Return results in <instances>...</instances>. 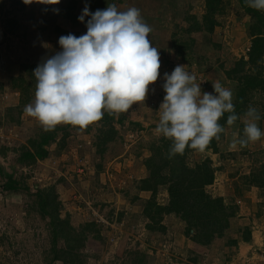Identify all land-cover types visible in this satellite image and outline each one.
Returning a JSON list of instances; mask_svg holds the SVG:
<instances>
[{"label": "rangeland", "instance_id": "rangeland-1", "mask_svg": "<svg viewBox=\"0 0 264 264\" xmlns=\"http://www.w3.org/2000/svg\"><path fill=\"white\" fill-rule=\"evenodd\" d=\"M19 1L21 0H0V149H7L4 157L0 154V168L3 171L2 177L0 176V264H48L50 240L46 222L32 210L28 211V204L34 200L33 188H54L60 203L59 215L62 218L68 215L74 228L93 219L104 223L101 239L90 237L81 250L84 264H124L127 252L141 251L142 245L153 248L155 243L150 239L144 240L141 219L132 218L140 212L138 204L132 205L123 199L120 191H124L127 182L139 179L144 169L142 159L148 155V143L160 138L154 129L159 119L157 111L165 95L162 87L165 83L164 74H170L177 65H185L178 57L173 59L178 62L169 60L171 55H176L171 35L177 31V25L186 27L187 23L183 19L187 14L201 17L204 0H74L78 17L85 5L92 13L105 9L108 3H115L119 10L138 8L143 20L152 28L149 34L152 45L159 49L160 75L157 82L149 86L144 102L134 104L128 112L114 113L119 139L107 144L103 156L98 155L93 146L94 130L85 133L72 127L63 149L56 146L61 137L59 133L57 141L44 147L48 152L47 157L37 160L30 167L21 166L17 155L11 150L28 146L27 141L36 137L44 128L37 120L24 113L18 117L19 124L14 120L10 121L8 117L17 119L19 94L10 90L9 78L20 74L22 64L38 65L43 59L62 51L58 43L62 35L55 32L56 28L78 34L79 37L86 34V24L90 17H85L84 23L79 21L72 25L61 10L68 0H60L53 5L33 0L23 6L19 5ZM217 19L219 26L212 34L193 35L198 62L203 64L198 66L197 61H194L191 67L185 65V70L194 74L196 82L201 84L202 93L214 94L212 83L216 81L233 92V84L225 78L220 66L225 70L231 68L236 60L245 56L250 44L249 27L252 20L237 0H229L224 15ZM9 21H17L12 32L7 29ZM251 104L260 113L258 126L264 131V95H257ZM9 109L12 110L11 115L8 113ZM119 117L124 119L123 124L116 123ZM239 125L226 127V137L219 144L222 157L212 156L214 166L219 170L215 172V186L208 188L207 192L214 197H223L227 204L237 206V215L242 211L243 215H236L231 220L228 237L238 238L240 231L248 227L254 234H251V238H255L257 243L253 249H257L255 255L259 261L261 257L264 260V188H246L242 177L264 163V137L246 147L230 149L233 131L240 129L242 132V119ZM97 166L101 167L100 170ZM7 178L23 179L29 188L28 195H31L22 196L2 191L1 185ZM129 189L133 195L134 189ZM252 202H256V212H252L251 216L248 209ZM101 203L109 205L100 210ZM108 209H114V212L111 220L106 221L104 215ZM120 211L124 214L120 222L116 223L114 221ZM242 219L247 220L241 222ZM167 240L163 245L165 248L156 244V253H150L152 256L148 264H205L206 261L203 259L201 263L198 256L196 263L192 262L194 254L187 252L176 239V243ZM213 246L218 251H211V264H224L235 254V247L228 246L226 237L216 241ZM253 249L251 253H255ZM246 250H242L244 254ZM263 260L258 264H264ZM51 264L63 263L55 261Z\"/></svg>", "mask_w": 264, "mask_h": 264}, {"label": "trees", "instance_id": "trees-1", "mask_svg": "<svg viewBox=\"0 0 264 264\" xmlns=\"http://www.w3.org/2000/svg\"><path fill=\"white\" fill-rule=\"evenodd\" d=\"M228 1L204 0V12L201 17L187 14L183 19V22L187 23L186 27L181 25L175 27L177 31L172 33L171 43L182 63L188 67H191L194 61H197L198 66L203 64L200 61L198 62L196 40L193 35L200 33L212 34L219 26L217 17L224 15ZM237 2L252 20L249 27L250 44L245 51V56L243 55L236 60L231 68L225 70L220 66V69L223 71L225 78L233 84L235 112L242 117L249 105L253 106L251 101L257 95H264V11L247 7L245 0H237ZM19 5H24L23 0L19 1ZM75 6L76 2L74 0H68L64 7H61L64 17L72 25L79 22V17L75 13ZM16 25L17 21H9L7 29L12 32ZM55 32L62 36L72 34L58 28L55 29ZM73 35L78 36V34ZM37 66V64H22L20 74L9 78L10 90L19 94V103L16 107L17 119L8 117L11 122L15 121L19 124L18 117L23 114L24 107L33 100L35 93L33 72ZM10 112H12L11 109L8 110L9 115H11ZM226 120L227 114L220 120L223 127L228 126ZM123 122L122 117H119L116 121L118 124H123ZM240 122L241 120H238L233 126H240ZM70 126L61 124L49 131L43 129L36 137L27 141L28 146H20L11 150V152L17 155V161L21 166L30 167L37 160L47 157L48 152L44 147L53 144L55 140L57 141L56 138L59 133L61 137L56 146L63 149L69 130L73 127ZM94 126H96L95 129ZM82 130L85 133L94 130L93 146L100 156L104 155L107 144L119 139L114 114L109 115L107 111L104 112L101 120ZM220 137V140L213 139L204 151H211L213 154L222 157L219 144L225 137L224 132L220 134ZM170 143V140L162 136L158 140H152L148 143L146 147L148 155L142 159V166L145 169L144 176L134 182H127L124 191H120L123 199L128 200L132 205L138 204L139 206L140 212L133 215V217L144 222V233H141L144 240L154 241L160 238L158 239L160 241L157 240L153 248L147 245L141 247L138 243L143 249L127 252L124 264L149 263L152 255H149L148 252L154 253L156 246H158L157 243L163 246L170 238L167 237V227L164 224L167 217H173L181 222L184 226V236L192 243L200 246H210L225 237L228 239L229 247H236L239 241L246 243L251 240V232L248 227L240 231L238 238L228 237L231 230V220L236 217L238 207L234 204H227L223 198L213 197L207 192V187L214 182L215 172L219 170L213 166L212 160L205 158L190 163L189 155L198 151L190 148H186L183 154L168 159L167 153ZM6 150L4 147L0 149L1 156L6 155ZM100 168V166H97L98 170ZM2 172L0 168L1 177ZM242 180L246 188L253 186L264 188V163L252 169L248 175L242 177ZM3 182L1 190L6 193L22 196L29 194V188L23 179L7 178ZM129 187L134 189L133 195L130 194ZM141 192L150 193V197L147 200H142L138 196ZM160 192L167 194L166 203L164 204L159 203L157 200ZM32 197L34 200L28 204L30 209L28 211L32 210L41 220L46 222V231L50 240V248L47 251L48 264L55 261L63 264H84L81 250H83L90 237L95 240L101 239V229L105 227L104 223L93 219L84 222L78 228H74L68 215L64 218L59 215L60 203L54 188H33ZM108 205L109 203H101L99 209H106ZM113 210L108 209L105 212L106 221L111 220ZM123 214V211L117 213L114 222H120ZM106 230L109 229L106 228ZM162 236L165 237L161 239Z\"/></svg>", "mask_w": 264, "mask_h": 264}, {"label": "clouds", "instance_id": "clouds-1", "mask_svg": "<svg viewBox=\"0 0 264 264\" xmlns=\"http://www.w3.org/2000/svg\"><path fill=\"white\" fill-rule=\"evenodd\" d=\"M245 4L264 11V0H245ZM85 17H90L86 34L61 36L58 43L62 51L43 59L34 69V99L23 113L37 120L45 131L61 124L82 130L101 120L105 111L109 115L128 112L134 104L145 101L149 86L160 75L159 49L152 45V28L138 8L119 10L115 3H108L105 9L92 13L85 5L78 19L84 23ZM185 69V65H177L163 77L165 95L154 132L171 141L168 159L183 154L186 148L203 152L213 139L220 140L225 131L220 120L225 114L228 126L243 120L242 132L236 129L232 133L230 149L246 147L264 137L255 107L249 105L242 117L237 115L232 90L216 81L212 83L214 94L202 93L196 76Z\"/></svg>", "mask_w": 264, "mask_h": 264}, {"label": "crops", "instance_id": "crops-1", "mask_svg": "<svg viewBox=\"0 0 264 264\" xmlns=\"http://www.w3.org/2000/svg\"><path fill=\"white\" fill-rule=\"evenodd\" d=\"M176 57H177L176 55H174V57L171 55L169 60H173L174 58L176 59ZM173 61L178 62L177 60H173ZM164 64H165V62L163 61L162 65H164ZM226 127H229V126H225L224 128L226 129ZM224 134H225V137H226V132L225 131H224ZM213 155H215V154H213L211 151H203V152L197 151V152H193V153H191L189 155V160H190V163H192L193 161H200V160L205 159V158H210L212 160L213 166H214L215 165V163H214L215 161L212 158ZM216 156L217 155H215V157ZM197 157H199V159ZM141 174L142 175L140 177H143L144 174H145L144 169L141 171ZM213 186H215V185L213 184V185L208 186L206 190H208V188H211ZM138 196L142 200H147L150 197V193L141 192V193H139ZM249 196H251V195H249ZM166 199H167V194L165 192H160L158 194V196H157V200H158L159 203H162V204L166 203ZM223 200L225 202L224 198H223ZM258 202H260V201H258ZM262 202L264 203V200H262ZM254 204H256V202H252V204L250 206V209H248L249 210L248 214H250L251 216H252V212H256L255 211L256 208L254 207ZM240 210H241V208H240ZM239 215H243L242 211H241V213H239ZM239 215H237V216H239ZM244 215H247V214H245V212H244ZM132 218L135 220L134 217H132ZM246 220L247 219H242L241 222H244ZM164 223H165V225L167 227V237L168 238L170 237L169 239L171 241H174V243H176L175 242V239H176V241L178 243L183 244V246L187 250V252H192L194 254L193 255L194 259H193L192 262L196 261V259H198V257H199V259H201V261L203 259L206 261L205 264H211L210 263L211 262V255H210L211 251L214 252V253H216L218 251L217 247L213 246L215 243L213 245H210V246H200V245L192 243L182 233L183 232V227H184L183 224L181 222L177 221L176 219H174L173 217H167L164 220ZM142 225H144V222L141 220V226ZM251 234H252V236L254 235L252 232H251ZM165 236H162L161 239H163ZM234 237H236V236H234ZM155 239H157V238H155ZM158 239H160V238H158ZM157 240H154L153 242L156 243ZM262 240L264 241V238H262ZM255 244L257 246L255 238H253V241L250 240L249 242H246V243L242 242V241H239L237 246L235 248H233V251L235 252V254H232V256L230 258H228V260L225 261L224 264H258L260 260L261 261L263 260V258L261 257L259 261L256 258L255 254H256V250L257 249H253V247H255ZM147 246L148 247H152L150 245H147ZM246 248H249V249L246 250ZM252 249L255 251V253L254 252L253 253L250 252ZM242 250H246L247 252L244 254V252ZM148 254L150 255V252H148ZM201 263H203V261Z\"/></svg>", "mask_w": 264, "mask_h": 264}, {"label": "built area", "instance_id": "built-area-1", "mask_svg": "<svg viewBox=\"0 0 264 264\" xmlns=\"http://www.w3.org/2000/svg\"><path fill=\"white\" fill-rule=\"evenodd\" d=\"M165 248V246H163Z\"/></svg>", "mask_w": 264, "mask_h": 264}]
</instances>
